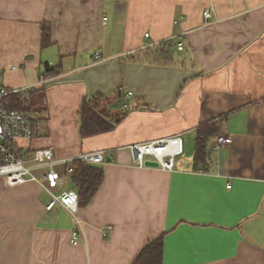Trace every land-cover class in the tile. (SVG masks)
I'll list each match as a JSON object with an SVG mask.
<instances>
[{"label":"crops","instance_id":"0c3cea01","mask_svg":"<svg viewBox=\"0 0 264 264\" xmlns=\"http://www.w3.org/2000/svg\"><path fill=\"white\" fill-rule=\"evenodd\" d=\"M167 39L182 50L166 65L126 60ZM44 64L60 69L42 83ZM0 76L43 103L24 147L59 159L105 151L75 246L74 218L46 211L37 184L0 180V264H133L161 234L163 264H264V0H0ZM96 95L129 111L81 139L80 104ZM212 120L231 142L215 150L212 139L211 167L196 172L195 130ZM175 136L171 173L135 166L128 147Z\"/></svg>","mask_w":264,"mask_h":264},{"label":"built area","instance_id":"2783aa9c","mask_svg":"<svg viewBox=\"0 0 264 264\" xmlns=\"http://www.w3.org/2000/svg\"><path fill=\"white\" fill-rule=\"evenodd\" d=\"M212 18H214L213 9H206L203 12L204 22L208 23ZM214 21L217 22V19ZM145 37L149 36L145 35ZM181 50V44L177 43V51ZM94 59L98 61L100 56L96 54ZM44 80L40 77V82L43 83ZM21 91L0 87V180L5 187L27 183L37 184L50 197L45 206L46 211H51L59 205L74 218L70 243L75 246L79 236L83 235V225L77 217L79 198L76 191L63 190L68 182L65 175H60V171L73 162L99 165L102 163L105 151L88 152L77 157L59 159L55 158L50 149L23 147V142L30 143L37 138L38 115L8 108L9 97ZM127 96H131V93L129 92ZM123 108L129 111L127 105L124 104ZM230 142V139L219 136L216 138L214 149L218 150ZM128 149L136 167L145 168L144 163L151 161L157 163L158 169L169 173L174 170L175 158L183 152L181 138L178 136L132 145ZM66 172L71 173V168H67ZM226 188L230 189V186L227 185Z\"/></svg>","mask_w":264,"mask_h":264},{"label":"trees","instance_id":"16d2710c","mask_svg":"<svg viewBox=\"0 0 264 264\" xmlns=\"http://www.w3.org/2000/svg\"><path fill=\"white\" fill-rule=\"evenodd\" d=\"M50 34V25L48 23H42L40 34V46L42 49L51 45ZM175 50H177V44H175L174 40L168 39V41H164L159 45H152L142 50L135 51L131 55H128L126 60L151 65H166L172 59ZM59 69L60 65L50 67L44 64L42 76L44 79L47 78V76L52 77ZM27 94V92L21 91L19 94L9 97L8 108L14 111H23L40 115L39 112L43 109L40 107L43 104L41 99L35 100L32 97L28 105ZM100 98L105 97L96 95L90 99L84 98L80 104L78 116L80 119L81 139L92 138L100 134L108 133L112 131L115 124L120 121L117 119L115 123L112 124L110 115L98 111V101H102ZM221 124L220 121L212 120L201 123L196 128L193 154L194 171L207 173L210 169L209 143L212 139L220 136ZM69 167L71 168V173L67 174L66 171ZM61 174L65 175L67 180L71 181L72 188L77 192L79 198L78 208H84L91 202L104 178L103 169L101 167L80 162H73L63 167L62 171H60V175ZM163 238L164 235L161 234L149 241L141 249L133 264H163Z\"/></svg>","mask_w":264,"mask_h":264},{"label":"rangeland","instance_id":"374dc122","mask_svg":"<svg viewBox=\"0 0 264 264\" xmlns=\"http://www.w3.org/2000/svg\"><path fill=\"white\" fill-rule=\"evenodd\" d=\"M2 84L1 76H0V85ZM125 101H113L110 102L108 105V101L105 103L103 101H98V111L100 113L104 112L107 115L113 116L114 118H119L121 117L122 113H125V109L123 108V105H127ZM115 103H118L116 106H113ZM33 117V116H32ZM40 130V128H39ZM68 185L63 189V190H74L72 188L71 181L67 180ZM59 192V190H58Z\"/></svg>","mask_w":264,"mask_h":264},{"label":"water","instance_id":"95a60500","mask_svg":"<svg viewBox=\"0 0 264 264\" xmlns=\"http://www.w3.org/2000/svg\"><path fill=\"white\" fill-rule=\"evenodd\" d=\"M118 103H115L113 106H115ZM145 168H158V165L156 162L146 161L144 163Z\"/></svg>","mask_w":264,"mask_h":264}]
</instances>
